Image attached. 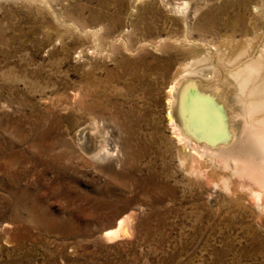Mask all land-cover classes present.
I'll return each instance as SVG.
<instances>
[{
  "label": "rangeland",
  "instance_id": "1",
  "mask_svg": "<svg viewBox=\"0 0 264 264\" xmlns=\"http://www.w3.org/2000/svg\"><path fill=\"white\" fill-rule=\"evenodd\" d=\"M194 43L213 63L262 49L264 0H0V264L264 261L240 249L264 229L168 119ZM86 126L95 152L73 139Z\"/></svg>",
  "mask_w": 264,
  "mask_h": 264
},
{
  "label": "bare ground",
  "instance_id": "2",
  "mask_svg": "<svg viewBox=\"0 0 264 264\" xmlns=\"http://www.w3.org/2000/svg\"><path fill=\"white\" fill-rule=\"evenodd\" d=\"M43 3L49 5L48 1ZM254 48L243 45L232 57L234 52L229 55L218 52L217 61L213 63L215 60L212 61L214 58L205 53V47L197 43L191 44L186 50L193 60L184 65V71L192 72L182 75L171 85L168 119L176 133V140L193 142L196 154L197 148L203 149L205 153L210 151L218 163L211 173L206 172L207 175L224 183L229 203L234 210L242 214L243 218L247 215L256 220L264 229V46L260 50ZM206 71L213 76L212 79L197 75ZM214 72L217 73L216 77ZM220 77L223 78L224 85L234 87L233 105L230 96L224 93L227 92L225 89H231L222 87L215 81L220 80ZM175 90L178 93L174 98L172 92ZM237 104L242 109L243 116ZM96 135L95 129L86 126L78 130L73 139L91 153L98 147ZM182 145L184 146L183 143ZM185 151L180 155L182 160L188 161L191 157L195 161ZM126 226L125 220L120 221L118 228L107 232L105 237H121L127 233ZM245 229L250 245L248 248H240L242 258H264V239L259 240L261 233L249 224ZM230 247L237 250L235 245Z\"/></svg>",
  "mask_w": 264,
  "mask_h": 264
}]
</instances>
